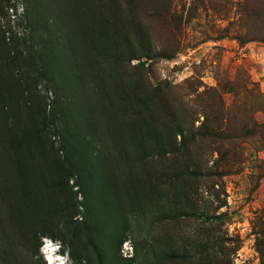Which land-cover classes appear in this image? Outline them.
Segmentation results:
<instances>
[{
    "label": "trees",
    "instance_id": "16d2710c",
    "mask_svg": "<svg viewBox=\"0 0 264 264\" xmlns=\"http://www.w3.org/2000/svg\"><path fill=\"white\" fill-rule=\"evenodd\" d=\"M54 1L43 14L58 35L39 25L42 6L28 24L31 43L6 42L0 26V154L10 162L0 163V264H42L35 258L45 238L78 264H173L191 248L200 264H225L221 215L210 208L224 206L215 190L220 169L238 161L226 147L221 99L153 88L145 62L130 69L131 60L172 58L156 52L136 0L114 9L106 0ZM39 80L61 94L51 112ZM185 96H195L198 116ZM49 133L63 137L65 157ZM147 216L151 226L192 225L200 241L134 240V255L122 258L131 224Z\"/></svg>",
    "mask_w": 264,
    "mask_h": 264
},
{
    "label": "rangeland",
    "instance_id": "374dc122",
    "mask_svg": "<svg viewBox=\"0 0 264 264\" xmlns=\"http://www.w3.org/2000/svg\"><path fill=\"white\" fill-rule=\"evenodd\" d=\"M120 1L106 0V6L114 9L113 6L122 5ZM54 2L4 0L0 26L6 32L5 41L15 37L18 45L24 40L31 43L28 24L32 22L36 6L44 8L39 25H46L50 33L55 28V35H58V25L44 15L49 4ZM136 5L143 23L149 28L156 52L172 58L131 60L130 69L145 62L146 84L153 88L168 86L182 95L195 90L198 93L209 91L210 99L218 95L226 110L223 136L226 147L238 162L227 163L220 169L215 190L218 201L224 206L217 209L216 202L210 208L217 205L215 215H221L222 224L217 231L228 252L223 263L264 264V0H136ZM40 34L36 32L35 37ZM36 91L45 98L48 112L58 107L61 94L56 95L51 88L45 90L42 80L37 83ZM59 99L63 100L64 106L62 96ZM184 102L198 116L195 96H185ZM198 119L201 121L202 117ZM60 125L59 120L57 127ZM48 139L56 150L59 149L58 155L65 157L66 150H60L63 137L49 133ZM5 141V135L0 133V152ZM0 163L10 162L0 154ZM72 184L73 180L69 182L70 186ZM200 195L201 204L204 202L206 206V194L203 199L201 188ZM81 201L79 195L77 202ZM98 203L103 206L101 198ZM104 208L105 211L109 208L107 202ZM167 222H152L154 225L151 226L147 216L138 226L131 224L130 228L135 232L122 244L121 257L134 255V240L150 242L167 234L166 240L178 245L193 247L194 241H200L199 237L193 236L194 226H166ZM75 253L79 254L78 248ZM200 254L191 248L190 258L173 264H200L204 259ZM35 259L42 264H58L59 261L61 264H78L70 258L68 247L61 248L59 242L47 238L41 239Z\"/></svg>",
    "mask_w": 264,
    "mask_h": 264
},
{
    "label": "bare ground",
    "instance_id": "6f19581e",
    "mask_svg": "<svg viewBox=\"0 0 264 264\" xmlns=\"http://www.w3.org/2000/svg\"><path fill=\"white\" fill-rule=\"evenodd\" d=\"M51 262H53V261H51ZM58 264H61V261H59V263Z\"/></svg>",
    "mask_w": 264,
    "mask_h": 264
}]
</instances>
